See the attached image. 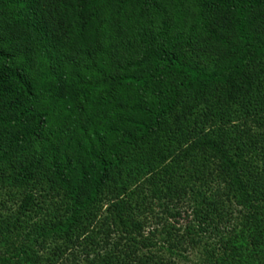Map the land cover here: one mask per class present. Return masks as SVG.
Wrapping results in <instances>:
<instances>
[{
	"label": "trees",
	"instance_id": "16d2710c",
	"mask_svg": "<svg viewBox=\"0 0 264 264\" xmlns=\"http://www.w3.org/2000/svg\"><path fill=\"white\" fill-rule=\"evenodd\" d=\"M0 264H264V0H0Z\"/></svg>",
	"mask_w": 264,
	"mask_h": 264
},
{
	"label": "rangeland",
	"instance_id": "374dc122",
	"mask_svg": "<svg viewBox=\"0 0 264 264\" xmlns=\"http://www.w3.org/2000/svg\"><path fill=\"white\" fill-rule=\"evenodd\" d=\"M190 258H192V256H190Z\"/></svg>",
	"mask_w": 264,
	"mask_h": 264
}]
</instances>
